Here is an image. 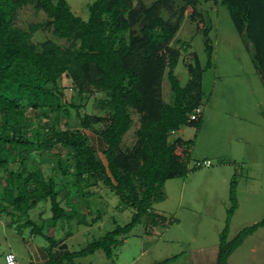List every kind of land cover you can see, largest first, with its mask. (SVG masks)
Returning a JSON list of instances; mask_svg holds the SVG:
<instances>
[{"label":"trees","instance_id":"16d2710c","mask_svg":"<svg viewBox=\"0 0 264 264\" xmlns=\"http://www.w3.org/2000/svg\"><path fill=\"white\" fill-rule=\"evenodd\" d=\"M200 2L227 8L233 27L253 48L254 67L264 86V0H153L148 4L92 0L86 18L75 14L67 0H0V177L4 198L12 205L11 216L17 214L24 221L20 225L31 226L30 233L49 238L52 250L65 245L63 238L56 239L52 233L58 220L76 218L77 224H91L100 217L87 221V214L60 203L58 182L31 162L32 152H25L44 147L50 151L57 147L56 167L65 178L63 187L69 186L72 195H86L85 187L103 185L119 198V206L135 210L124 225L117 224L77 250L54 251V257L48 255L43 264L73 261L97 249L111 257L144 215L153 225H167L165 216L150 209L164 198L167 179L187 177L193 146L192 139H171L170 135L183 126L199 128L202 74L213 64L211 21L198 9ZM177 4L181 6L174 22L171 8ZM26 5L44 12L46 19L20 27L15 15ZM188 8L192 20L200 19L195 30L202 33L207 60L201 65L193 51L194 62L187 64L190 75L182 85L175 68L181 51L191 43L175 36ZM40 28L68 43L53 39L33 42L32 34ZM164 77L172 92L170 102L162 94ZM95 93L103 94L95 96V102L105 114H80L75 96ZM28 107L39 110L36 122L27 118ZM133 113L139 121L135 140L130 147H123V136L134 122ZM72 115L76 119L71 121ZM86 130L104 141L103 158L91 145ZM15 159L20 160L19 165L10 167ZM41 200L50 202L52 212L47 233L42 231L43 225L27 216L28 209ZM234 206L235 199L219 234L214 264H228L234 249L264 226L263 215L229 239ZM174 257L149 264H167Z\"/></svg>","mask_w":264,"mask_h":264},{"label":"rangeland","instance_id":"374dc122","mask_svg":"<svg viewBox=\"0 0 264 264\" xmlns=\"http://www.w3.org/2000/svg\"><path fill=\"white\" fill-rule=\"evenodd\" d=\"M67 1L75 14L87 17V5L92 0ZM138 1L148 4L153 0H133V4ZM180 6L177 4L171 8L173 12L170 19L174 22L177 19L175 12L179 11ZM198 9L206 13L211 21L209 35L214 47L213 64L202 74L201 88L204 95L199 128L183 126L170 135L171 139L178 136L192 139L193 146L187 177L167 179L163 188L164 198L155 201L150 209L165 216L167 225H153L144 215L141 222L128 232L127 242L115 247L111 257L106 256L102 249H97L93 253L75 257L73 261L64 260L61 264H147L158 263L173 255L176 257L167 264H214L219 234L226 224L227 211L233 206L234 199L235 209L229 219V239L263 217L264 86L254 67L253 48L235 30L224 5L200 2ZM191 17L188 8L175 36L191 43V47L181 51L175 68L182 85L190 75L187 64L194 62L192 52H197L201 65L207 60L202 33L195 30V24L200 19L197 17L192 20ZM45 19L44 12L36 11L30 5L19 8L15 15L16 24L22 28ZM45 39H53L64 45L68 43L55 37L48 29L40 28L32 34L33 42L39 43ZM71 94L76 95V90H72ZM162 94L165 101L172 100L166 77L163 78ZM102 95L75 96L74 103L78 104L80 114L104 115L105 112L96 107L95 102V96ZM38 111L28 107L27 118L36 122ZM72 112L75 110L72 109ZM132 117L134 122L123 136V147H130L135 140L138 114L133 113ZM73 119H76L74 115L71 121ZM86 133L91 145L103 158L101 151L105 144L102 138L90 130H86ZM56 151L57 147L53 151L44 147L38 152L34 148L25 152H32L34 159L31 162H35L45 176H52L58 182L59 200L63 206L79 209L82 214H87V221L100 214L91 224H77L76 218L71 221L58 220L52 229L56 239L63 238V242L73 251L112 230L117 224L124 225L130 221L135 210L119 206V198L103 185L85 187L86 195H72L69 186L63 187L65 178L56 167ZM206 160L210 162L209 165L204 164ZM19 163L20 160L15 159L10 167H16ZM11 211L12 205L4 198L0 177V264L5 253L10 251L16 254V264H37L32 247H39L49 257H54L55 250L50 249L49 238L43 234L30 233L31 226L20 225L24 221L17 214L12 217ZM51 214L50 202L47 200L37 202L27 211L31 220L44 226V233H47ZM170 218L172 220L168 222ZM56 248L61 251L60 247ZM51 251L53 253L50 255ZM193 256L198 260L197 263L193 261ZM228 264H264V226L248 235L234 249Z\"/></svg>","mask_w":264,"mask_h":264},{"label":"crops","instance_id":"0c3cea01","mask_svg":"<svg viewBox=\"0 0 264 264\" xmlns=\"http://www.w3.org/2000/svg\"><path fill=\"white\" fill-rule=\"evenodd\" d=\"M123 242H127V238H125L124 239V241ZM205 248H207V247H205ZM60 249H61V251H62V249H66V250H69V251H72V250H70V248H69V246H67V244L65 243V245H64V248L62 247V246H60ZM197 249H199V248H197ZM197 249H195V250H197ZM203 249V248H202ZM32 250H33V253H34V255H35V258H36V261H37V264H43L47 259H48V254H47V252L46 251H44L43 249H41V248H39V247H37V248H35V247H32ZM194 250V251H195ZM61 252V251H58L57 250V248L55 247V252ZM15 253V252H14ZM203 253V252H202ZM215 253V252H214ZM233 253V252H232ZM230 257V256H229ZM193 261L194 262H196L197 263V259L195 260V258H194V256H193ZM115 264V263H114ZM147 264H149V263H147Z\"/></svg>","mask_w":264,"mask_h":264},{"label":"built area","instance_id":"2783aa9c","mask_svg":"<svg viewBox=\"0 0 264 264\" xmlns=\"http://www.w3.org/2000/svg\"><path fill=\"white\" fill-rule=\"evenodd\" d=\"M205 165H209L210 162L208 160L204 161ZM2 264H16V255L14 252L10 251L8 253H5L4 259L2 261Z\"/></svg>","mask_w":264,"mask_h":264},{"label":"clouds","instance_id":"9594fccd","mask_svg":"<svg viewBox=\"0 0 264 264\" xmlns=\"http://www.w3.org/2000/svg\"><path fill=\"white\" fill-rule=\"evenodd\" d=\"M16 255V254H15ZM2 264V263H1Z\"/></svg>","mask_w":264,"mask_h":264}]
</instances>
